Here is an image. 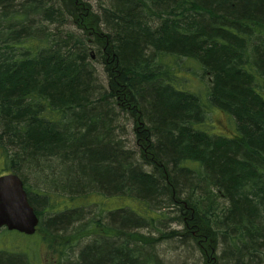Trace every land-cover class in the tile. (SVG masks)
Returning a JSON list of instances; mask_svg holds the SVG:
<instances>
[{"label": "trees", "instance_id": "16d2710c", "mask_svg": "<svg viewBox=\"0 0 264 264\" xmlns=\"http://www.w3.org/2000/svg\"><path fill=\"white\" fill-rule=\"evenodd\" d=\"M100 7L0 0V176L25 183L40 218L34 237L70 224L82 196L114 193L139 209L110 210L119 239L100 234L69 264H152L155 251L129 245L127 231L169 213L183 229L161 238L208 252L216 264H264V0ZM92 57L104 67V85ZM199 70L209 86L196 85ZM211 111L235 121L233 137L211 133ZM124 114L142 165L121 136ZM32 174L69 197L55 203L33 192ZM162 198L178 210L162 211ZM43 211L57 215L45 224ZM8 253L0 250V264H25Z\"/></svg>", "mask_w": 264, "mask_h": 264}, {"label": "rangeland", "instance_id": "374dc122", "mask_svg": "<svg viewBox=\"0 0 264 264\" xmlns=\"http://www.w3.org/2000/svg\"><path fill=\"white\" fill-rule=\"evenodd\" d=\"M19 1L22 2L24 0ZM84 1L89 3L96 12H100L101 5L105 6L108 3V0ZM66 26V30H76L70 24H66ZM90 61L98 76V81L101 84L103 83L102 85L106 84L107 76L104 67L94 57ZM209 79L200 70L194 77L195 83L199 88H203V85L209 86ZM120 122L121 128H124L121 136L124 140H127L125 142L128 144L129 149H136V152L140 153V147L135 137L136 128L133 125L132 119L130 116L124 114L121 115ZM206 123H211V133L226 137L234 136L235 130H230L229 126L235 123V121L225 113L211 111L210 114H207ZM37 177L36 174L26 176V183L32 186L33 192L37 193V189H41L40 192H48V194H52V197H54L55 203L63 202L65 198L69 197V193L64 192V190H54L48 185L41 186L39 183L42 184V182L37 180ZM74 204L83 206H80L81 208L77 210L79 213L73 215V221L61 230L55 229L46 233L44 231L45 228H43L44 232H39L37 237L32 238L18 233L0 235V250L8 251L10 253H8L9 256L12 257H22L25 260V264H69L78 258L82 249L93 241H96V238H99L98 236L102 235L110 239H119L117 232L119 219H116V222L112 223V218L109 219L110 210L121 205L135 210L139 209L138 205L128 198L119 199L114 193L105 194L103 192L89 193L87 196L77 199ZM98 204H103L104 207ZM59 206L61 207L62 203ZM60 207L56 206V208ZM43 213L45 224L48 218L57 215L49 211H46V213L43 211ZM169 215L170 219L168 218L169 220L167 221L154 223L151 226L143 224L142 227L127 232L130 237L125 239L131 246H140L149 252L154 250L157 257L152 256L148 259L152 264H157V262H159L158 264H216L215 260H213L214 256H211L213 259L209 258L210 254L208 252L204 254V257H201L198 249L189 244H184L180 239L161 238L164 235L169 236L173 232L183 229L182 226L173 221L174 214L169 213ZM97 219L100 223L97 224L98 228H95L94 222ZM41 236L47 238V241H43ZM133 236H137L139 239L135 241ZM150 244L152 245L150 246Z\"/></svg>", "mask_w": 264, "mask_h": 264}, {"label": "water", "instance_id": "95a60500", "mask_svg": "<svg viewBox=\"0 0 264 264\" xmlns=\"http://www.w3.org/2000/svg\"><path fill=\"white\" fill-rule=\"evenodd\" d=\"M39 218L17 174L0 177V228L27 236L36 233Z\"/></svg>", "mask_w": 264, "mask_h": 264}, {"label": "bare ground", "instance_id": "6f19581e", "mask_svg": "<svg viewBox=\"0 0 264 264\" xmlns=\"http://www.w3.org/2000/svg\"><path fill=\"white\" fill-rule=\"evenodd\" d=\"M125 141H127V140H125ZM139 152L140 153H138V154H136L135 153V156H136V158H138L139 160H140V165H142V163L141 162H143L144 160H143V158H142V154H141V151L139 150ZM127 193H129V192H127ZM168 203V207L166 208V206H165V204H167ZM158 205H160V207L161 208H166V209H162V211H172V213L174 212V211H177L178 209L177 208H179V206L180 205H176V206H178V207H174L173 206V204H172V202H169L166 198H162V199H160L159 201H158V203H157ZM39 207V206H38ZM39 209H41V207H39ZM94 223H97V224H99L100 222H99V220L97 219ZM137 224H139V225H137V226H135V225H133L131 228H129V230L127 231V232H131L133 229H135V228H139V227H142L143 226V224L145 225V224H147V225H149V226H151L152 224L151 223H144V222H139V223H137ZM154 243V242H153ZM152 243V244H153Z\"/></svg>", "mask_w": 264, "mask_h": 264}]
</instances>
